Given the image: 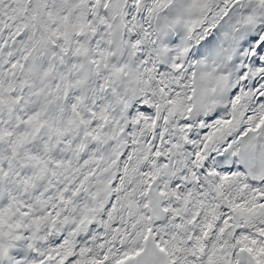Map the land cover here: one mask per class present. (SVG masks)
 Instances as JSON below:
<instances>
[{
	"label": "snow or ice",
	"instance_id": "obj_1",
	"mask_svg": "<svg viewBox=\"0 0 264 264\" xmlns=\"http://www.w3.org/2000/svg\"><path fill=\"white\" fill-rule=\"evenodd\" d=\"M0 264H264V0H0Z\"/></svg>",
	"mask_w": 264,
	"mask_h": 264
}]
</instances>
